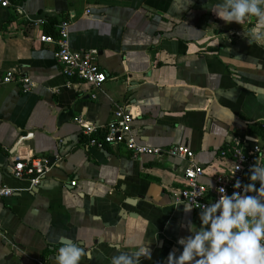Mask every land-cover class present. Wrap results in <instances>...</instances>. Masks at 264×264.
I'll return each mask as SVG.
<instances>
[{
	"label": "crops",
	"instance_id": "0c3cea01",
	"mask_svg": "<svg viewBox=\"0 0 264 264\" xmlns=\"http://www.w3.org/2000/svg\"><path fill=\"white\" fill-rule=\"evenodd\" d=\"M11 2L23 13L0 7V78L13 71L34 87L0 85V189L13 190L0 197V264H57L62 240L91 254L80 264H111L141 247L150 256L140 264H167L170 252H182L177 241L190 235L188 221L201 223L175 201L186 162L133 157L122 144L94 148L73 118L100 126L124 106L143 143L189 147L209 190L232 166L220 151L234 136L254 135L264 164V40L248 42L256 18L225 23L211 11L221 0ZM23 14L46 18L55 33L67 18L70 47L96 49L107 75L96 97L66 86L54 45L38 40L44 26ZM13 154L45 156L52 168L29 187L7 170Z\"/></svg>",
	"mask_w": 264,
	"mask_h": 264
},
{
	"label": "built area",
	"instance_id": "2783aa9c",
	"mask_svg": "<svg viewBox=\"0 0 264 264\" xmlns=\"http://www.w3.org/2000/svg\"><path fill=\"white\" fill-rule=\"evenodd\" d=\"M0 7L14 8L15 11L23 13L20 6L11 2V0H0ZM90 13L85 11V15ZM35 26H44L47 23L46 18L37 17L30 19ZM69 19H60L54 25L55 35L46 33L43 28L38 34V40L43 43L54 45L53 56L61 67V73L66 78V86L83 85L86 90H97L106 81V73L99 67L96 61V49L84 51H75L69 44ZM7 83L19 84L22 92H28L34 87L32 80L25 75L7 71L0 78V85ZM91 97H96L93 91ZM134 116L126 110L124 106H117L112 113V118L104 125L95 126L88 122L83 116L79 115L73 118V122L79 127L81 133L88 138V144L94 148L101 149L104 146L124 145L130 150L133 157L139 155L153 156L156 158L170 157L186 162L183 170V181L179 190L175 193V201L192 204L193 211L197 220L199 219V205L212 203L220 196V188L226 189L228 195H231L234 189L233 185L236 179L245 183V172L249 170L250 165L259 164L260 144L258 139L252 134H243L234 136L231 145L220 151V156H228L232 160V166L229 170L218 174L214 179L212 190L200 181L203 175L201 166L193 162L194 152L183 144H175L167 147L149 146L139 140L134 133L132 124ZM264 127V124L262 125ZM52 168V163L45 156H14L11 155L10 162L7 164V170L11 176L27 180L29 187H36L41 183ZM75 185V181L71 182ZM13 190L7 186L0 189V197L11 195ZM255 194V193H249ZM197 207V208H195Z\"/></svg>",
	"mask_w": 264,
	"mask_h": 264
},
{
	"label": "clouds",
	"instance_id": "9594fccd",
	"mask_svg": "<svg viewBox=\"0 0 264 264\" xmlns=\"http://www.w3.org/2000/svg\"><path fill=\"white\" fill-rule=\"evenodd\" d=\"M211 11L225 23L242 24L256 18L257 26L249 32L248 42L264 40V31L260 30L264 28V0H221ZM249 173L250 183L236 179L233 187L237 191L228 195L221 187L217 200L198 206L199 228L188 221L190 235L177 241L182 252L178 256L170 252L167 264H264V166L250 165ZM192 209V204H184L186 215ZM62 245L57 264H80L83 256L91 258L75 243L62 240ZM145 256H150L149 251L141 247L132 253L120 252L111 258V264H140Z\"/></svg>",
	"mask_w": 264,
	"mask_h": 264
},
{
	"label": "trees",
	"instance_id": "16d2710c",
	"mask_svg": "<svg viewBox=\"0 0 264 264\" xmlns=\"http://www.w3.org/2000/svg\"><path fill=\"white\" fill-rule=\"evenodd\" d=\"M49 25L53 26V24H51V22L49 23ZM46 26H47V25L45 24V25H44V31H45L46 33H48V34L55 35V34H54L55 32L52 30L51 26H48V27H46Z\"/></svg>",
	"mask_w": 264,
	"mask_h": 264
},
{
	"label": "water",
	"instance_id": "95a60500",
	"mask_svg": "<svg viewBox=\"0 0 264 264\" xmlns=\"http://www.w3.org/2000/svg\"><path fill=\"white\" fill-rule=\"evenodd\" d=\"M129 200H130V199H128V200H127V202H129ZM131 201H134V200H130V202H131ZM79 245H80V246H82V244H81V243H80Z\"/></svg>",
	"mask_w": 264,
	"mask_h": 264
}]
</instances>
